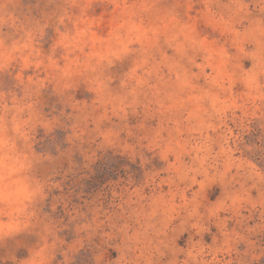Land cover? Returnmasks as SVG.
<instances>
[{"label": "clouds", "instance_id": "9594fccd", "mask_svg": "<svg viewBox=\"0 0 264 264\" xmlns=\"http://www.w3.org/2000/svg\"><path fill=\"white\" fill-rule=\"evenodd\" d=\"M38 11L21 18L0 0V86L13 82L0 91V264H53L58 251L71 264L85 244L92 264H262L264 167L234 129L264 121V0H44ZM49 86L55 114L42 110ZM54 128L67 147L44 160L69 171L75 153L88 171L109 152L125 161L73 209L77 238L63 250L61 229L38 215L58 185L30 175L38 129ZM31 230L34 247L4 249Z\"/></svg>", "mask_w": 264, "mask_h": 264}, {"label": "rangeland", "instance_id": "374dc122", "mask_svg": "<svg viewBox=\"0 0 264 264\" xmlns=\"http://www.w3.org/2000/svg\"><path fill=\"white\" fill-rule=\"evenodd\" d=\"M15 5V15L23 18V16L29 15L31 10V16L39 18V9L44 8V0H13ZM54 5H49V8ZM196 7H200L199 4ZM98 12L99 9L97 8ZM7 30V29H5ZM47 37L52 35L51 29H47ZM47 44H45V50ZM245 67L248 66V62H244ZM13 82L9 78H5L4 83L0 86V91L7 92L12 88ZM17 94L19 90L15 89ZM77 99L81 98V94L77 93ZM41 102L42 110L45 114L52 113V108L55 107L57 112L61 105L57 102V97L51 94V87L41 90ZM69 111L66 109V112ZM67 123V122H65ZM91 127V125H89ZM234 132L239 136L238 147L243 152L245 157L252 159L254 162L261 163V167H264L262 158H264V121L258 119H252L249 121L244 128H236ZM66 130L62 128H54L51 133L47 136L44 135L42 129H38L36 137V143L33 145L34 152L41 156L39 162H34V167L30 175H38L42 179L47 178L49 185H58V187H49L46 189L48 199L44 202V205L38 206V215L44 218L45 222L51 221L56 224L57 228L61 229L58 232V236L64 240V245L61 246L60 250L67 247L68 244L72 243L77 238L75 232L76 225L80 222L79 220H72L71 215H74L73 209L82 205L84 201L91 200L93 197L101 192H107L112 182L119 177L125 175L122 170V164L125 163L123 158L119 156H113L111 152L107 155L102 156L94 165L91 166V171L82 170L78 167L80 163V156L75 153L72 157V161L77 167L72 168L69 171L68 161L61 157L59 160L49 162L44 160V156L57 157L59 151H63L67 144L65 143L64 137ZM239 154V153H238ZM136 177H134L135 179ZM167 191V188H164ZM219 192L218 188L209 189L206 193L210 198L217 195ZM255 196V191L252 192ZM52 204H55V210L52 209ZM248 215L247 211L242 213ZM257 213H253V221H256ZM231 223L229 227H231ZM32 235H28L27 232L21 233L12 239H5L2 243L4 249L8 252H12L17 244L25 247H34L39 242V237L35 235L36 230H31ZM215 233V228L211 229ZM181 238L180 246H183V240ZM205 242L210 243V236L205 234ZM258 243L264 246V234H260L257 238ZM243 245H239V249H243ZM0 254H3L0 252ZM19 256L26 255V252L21 248ZM93 252L88 244H85L83 248H80L75 253L71 254V264H92ZM118 253L114 249H108L106 258L115 259ZM227 257H225L226 259ZM63 258L57 252L56 259L53 264H57V261H61ZM7 264H11L8 261ZM264 264V262H262Z\"/></svg>", "mask_w": 264, "mask_h": 264}]
</instances>
